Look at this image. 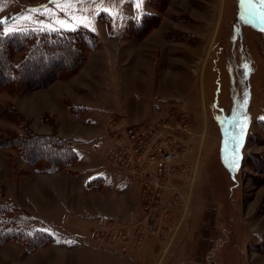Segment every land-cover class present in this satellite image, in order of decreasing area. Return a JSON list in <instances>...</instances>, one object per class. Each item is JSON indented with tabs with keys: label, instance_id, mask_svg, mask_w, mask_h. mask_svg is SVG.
I'll return each mask as SVG.
<instances>
[{
	"label": "rangeland",
	"instance_id": "obj_1",
	"mask_svg": "<svg viewBox=\"0 0 264 264\" xmlns=\"http://www.w3.org/2000/svg\"><path fill=\"white\" fill-rule=\"evenodd\" d=\"M145 14L156 17L138 29ZM0 22L4 33L84 27L99 39L73 76L23 94L1 92L0 105L16 106L23 119L11 122L0 115V134H65L55 105L58 116L43 112L41 117L32 102L41 103L58 81L78 77L90 54L102 48L109 50L110 67V50L121 60L133 45L132 54L141 60L124 58L114 69L149 71L159 78L154 93L166 95L155 100L164 104L158 115L129 122L110 110L104 131L74 139L79 155L75 172L65 177L63 188L62 183L48 186L42 206L26 186L38 171L15 149L0 147V200L14 207V227L51 236L34 248L20 239L1 244L0 264H264V0H71L70 6L64 0L60 6L54 0H0ZM66 107L82 118L78 106L66 101ZM170 116L186 127L183 136L192 144L183 183L191 202L175 242L163 254L156 238L137 246L132 236H114L117 229L127 230L119 224L128 225V215L140 217L142 211L137 187L108 157L105 137L116 123ZM111 117L115 124L110 126ZM100 141L104 149L96 148ZM98 177L106 178L107 186L87 208L83 182H92L88 189L96 191ZM76 188L81 194L74 205ZM130 188L135 202L119 213L128 206ZM104 216L107 226L100 224Z\"/></svg>",
	"mask_w": 264,
	"mask_h": 264
},
{
	"label": "trees",
	"instance_id": "obj_2",
	"mask_svg": "<svg viewBox=\"0 0 264 264\" xmlns=\"http://www.w3.org/2000/svg\"><path fill=\"white\" fill-rule=\"evenodd\" d=\"M154 17L155 14H145L138 29L144 28L147 20ZM98 45L97 35L84 27L61 32L24 30L4 33L0 22V93L23 94L53 80L69 78L84 64L88 51ZM21 52L22 57L16 60ZM0 115L11 122L23 119L18 108L10 104L0 105ZM0 147L15 149L38 172L51 173L78 162L71 140L56 134L6 131L0 134ZM13 219L14 207L0 200V245L11 239H20L31 243L30 248H34L36 243L51 237L40 230L33 234L23 233L14 227Z\"/></svg>",
	"mask_w": 264,
	"mask_h": 264
},
{
	"label": "built area",
	"instance_id": "obj_3",
	"mask_svg": "<svg viewBox=\"0 0 264 264\" xmlns=\"http://www.w3.org/2000/svg\"><path fill=\"white\" fill-rule=\"evenodd\" d=\"M110 121V126L115 124L112 117ZM185 128L170 116L158 122L116 123L105 137L106 153L124 171L126 179L136 185L142 211L140 217L128 215V225L119 224L127 230L117 229L115 238L127 240L132 236L137 246L156 238L163 254L175 242L191 202L183 184L189 173L185 160L192 150L191 140L183 136ZM104 146L100 141L96 148ZM107 221L108 218L102 220L101 226Z\"/></svg>",
	"mask_w": 264,
	"mask_h": 264
},
{
	"label": "crops",
	"instance_id": "obj_4",
	"mask_svg": "<svg viewBox=\"0 0 264 264\" xmlns=\"http://www.w3.org/2000/svg\"><path fill=\"white\" fill-rule=\"evenodd\" d=\"M127 48L130 50L127 49L126 54L121 55V60L124 58L131 60L136 57L141 60V56L135 55V52L134 55L132 54V52L135 51L133 45H130ZM106 51L109 50L102 48L92 52L89 56L87 65L84 67L82 72L78 74V77L66 79L63 83L58 81V83L50 87L52 92L45 93V98H43L41 103L32 102L33 108L35 106L38 108L41 117L43 112H46L54 117L58 116L56 110L62 113L61 115H63V121H65V127L62 131L65 134L59 135L64 139H70L73 148L74 139H86L92 134L97 136L96 133H100V131H104L106 129L107 117L110 110H113L112 115L115 113L122 115L129 122L138 120L139 118L146 119L158 115L161 113V110H163L162 108L164 107V104L162 105L161 103H157L155 100L158 97L166 99V95L154 93L156 91L153 86L159 78H155L154 76L152 77L149 71L148 73H145V71L134 72L132 68H121L123 70L122 71L120 69L121 72L118 69L115 70L114 66L116 64L119 65L122 62L120 59H117L115 55L112 56L113 50H110L111 55L109 67L108 55ZM128 51H131V55L128 54ZM128 62L130 61L126 60V63ZM162 92L167 93L166 89ZM66 101L78 106L80 111L82 110L84 113L82 114V118H78L75 115V112L67 109ZM100 103L104 105L103 108L105 109H102ZM54 105L56 110L54 109ZM76 113L79 114V112ZM55 121L57 122V120ZM44 130L49 131L48 128ZM78 162L66 169L51 173L34 171L27 179L26 186L29 184L35 204H39L41 206L44 204V196L46 195L45 192L48 189V186L55 189L53 187L62 183L63 188L65 177L70 178L69 176L72 172H75L74 168L77 166ZM95 179L99 180V184L95 186L96 191L88 189V184L92 182H83V184L86 183L85 188H83V192L85 191L87 194V198L84 201L85 203H83L87 206V208L92 206L91 201L93 196H95V193L101 191L107 186L105 183L106 178L98 177ZM128 192L130 194H127L128 206L127 208L119 211V213L129 211L128 208H130V206L135 202L131 188ZM80 194V191L76 188L75 192H73V195L75 196L73 202L74 205L79 203L77 197ZM106 214L110 215V213ZM104 217L108 218V216ZM93 220H95V218ZM82 227H84L83 230L87 232L88 227L84 224Z\"/></svg>",
	"mask_w": 264,
	"mask_h": 264
},
{
	"label": "snow or ice",
	"instance_id": "obj_5",
	"mask_svg": "<svg viewBox=\"0 0 264 264\" xmlns=\"http://www.w3.org/2000/svg\"><path fill=\"white\" fill-rule=\"evenodd\" d=\"M54 2L57 3V6H60L61 0H54ZM64 2L67 3L69 6L71 4V0H64ZM45 11H47V10L45 9Z\"/></svg>",
	"mask_w": 264,
	"mask_h": 264
}]
</instances>
